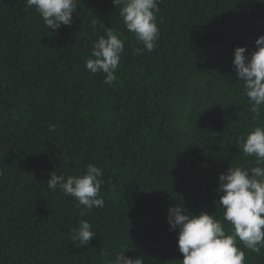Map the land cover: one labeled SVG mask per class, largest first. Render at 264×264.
<instances>
[{"label":"trees","instance_id":"obj_1","mask_svg":"<svg viewBox=\"0 0 264 264\" xmlns=\"http://www.w3.org/2000/svg\"><path fill=\"white\" fill-rule=\"evenodd\" d=\"M76 3L71 26L53 31L25 0H0V264H109L121 250L182 264L169 206L223 220L220 173L256 166L242 144L264 125V107L251 111L233 59L264 35V2L159 0V39L143 54L122 3ZM106 27L125 44L111 85L86 68ZM89 163L103 171L104 206L82 217L47 181ZM81 219L96 237L77 247ZM244 251L246 264H264V247Z\"/></svg>","mask_w":264,"mask_h":264},{"label":"clouds","instance_id":"obj_2","mask_svg":"<svg viewBox=\"0 0 264 264\" xmlns=\"http://www.w3.org/2000/svg\"><path fill=\"white\" fill-rule=\"evenodd\" d=\"M264 2V0H261ZM28 8L40 14L45 26L58 30L62 25L71 26L73 13L77 11L76 0H25ZM122 3L120 16L128 32L133 33L138 47L135 53L152 52L157 45L160 29L157 13L159 0H114ZM120 33L106 27L91 50L86 68L91 73L105 74L104 83L111 85L116 80L121 56L125 50ZM256 49L250 54L246 46L234 49L233 66L239 81L243 82L244 94L251 102V111L260 114L264 107V35L255 41ZM55 131L56 125L49 124ZM245 156H255L256 166H233L220 173L219 203L223 207V220L206 210L195 214L185 211L184 204L169 206L167 221L170 230L178 229V248L183 254L182 264H246L244 249L260 253L264 247V125L255 126L242 144ZM103 171L89 163L86 171L79 175L50 173L47 186L55 191L57 187L68 196L74 197L83 217L94 207H103L104 199L99 195L103 184ZM225 222L229 227H225ZM92 224L81 219L78 227L72 229L71 240L77 247L91 243L96 233ZM243 247H240V245ZM121 250L109 264H143L142 256L133 259Z\"/></svg>","mask_w":264,"mask_h":264}]
</instances>
